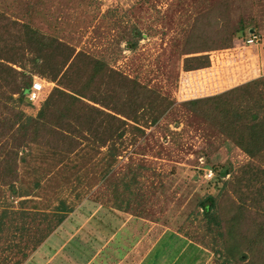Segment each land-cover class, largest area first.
Instances as JSON below:
<instances>
[{
	"label": "rangeland",
	"instance_id": "1",
	"mask_svg": "<svg viewBox=\"0 0 264 264\" xmlns=\"http://www.w3.org/2000/svg\"><path fill=\"white\" fill-rule=\"evenodd\" d=\"M24 1H31L48 13L47 23L38 14L32 20L33 25L47 34L67 40L76 50L103 57L108 67L115 70L114 76L119 72L146 85L149 88L146 91L151 90L156 103L154 108L145 105L138 107L137 111L134 101L130 103L132 107H124L123 114L130 117L126 119L136 128L128 126L126 134L110 143V151L101 146L93 153L84 139L76 153L60 160L59 154L43 156L36 149L43 147L40 144L47 145L45 137L40 138V144L33 143L35 153L39 154L35 157V176L40 174L38 181L41 185L30 186L31 193L26 197H12L11 187L7 185L1 186L0 190L3 188L6 199V204H2L8 205L9 209L38 207L30 216L8 215L6 224L9 227L5 226L0 240V264L18 262L22 257L21 250L32 253L35 246L28 241L40 238L47 230L39 213L56 212L55 206L60 201L72 205L86 195L103 197L112 205L121 203L133 215L152 219L158 223V229L153 226V232L169 227L193 243H200L198 263L222 264L221 259L214 257L211 247L222 250L224 244L213 243L214 237H218L216 227L207 225L198 204L206 193L217 192L213 190L214 182L209 179V171L204 165L223 163L230 166L233 173L238 166L252 159L261 170L255 175L264 181V151L250 157L216 127L223 124L220 119L203 116L198 111L210 106L209 103L203 100L195 105V110L188 107L186 99L215 95L251 79H264V0H95L93 6L85 5L86 0H83L85 3L82 0ZM221 1H226L232 8L231 15L229 7L222 10L221 26L229 24L239 28L244 22L247 27L241 36L234 35L229 49L182 53L183 46L186 47L200 30L201 25L195 24L197 15L207 11L213 20L217 14L215 5ZM16 5L17 0H12L2 7L9 13ZM110 18L116 21V27H111ZM212 28L214 32L207 33L211 39L206 43L215 44L223 37L220 33L221 37L217 38V24H212ZM250 31L259 34L257 42L245 41ZM132 41L135 42L133 47L127 46V42ZM44 81L42 99L55 86L51 79ZM118 81L111 78L109 82L114 87ZM111 96L117 98L116 93ZM239 102L240 98L235 100L233 107ZM39 103L27 102L22 109L27 114H35ZM155 116L158 118L153 120ZM110 152L113 157L108 155ZM25 170L29 169L20 163L19 172L24 176ZM231 177L229 173L225 180ZM17 185L20 187L21 184ZM28 185L25 183L24 186ZM250 191H254L253 185L244 180L237 182V186H227L218 194L220 197L226 195L222 204L225 210L222 229H230L233 233L238 230L241 215H237L230 205L237 201V195H248ZM262 192L263 187H259L254 207L245 209L243 221L245 224L247 216L254 217L264 234ZM35 194L43 197H35ZM21 234L24 236L20 237ZM9 242H16L20 249L17 247L11 253L2 251L1 247ZM25 244L29 246L25 248Z\"/></svg>",
	"mask_w": 264,
	"mask_h": 264
},
{
	"label": "trees",
	"instance_id": "2",
	"mask_svg": "<svg viewBox=\"0 0 264 264\" xmlns=\"http://www.w3.org/2000/svg\"><path fill=\"white\" fill-rule=\"evenodd\" d=\"M11 1L0 0V187L10 186L12 197H26L31 193L30 186H39L40 174L35 176V157L39 154L35 153L33 143H39L40 138L45 137L47 145L39 143L43 147L36 149L43 156L59 154L62 160L65 155L76 153L82 147L81 141L87 139L88 149L95 153L101 146L108 148L115 138L126 134L128 126L136 128L126 119L130 117L123 114L125 106H131L130 103L134 101L136 111L145 105L154 108L156 99L151 90L146 91L149 88L138 80L119 72L114 76L115 70L108 67L103 57L94 56L82 49L76 50L67 40L47 34L33 25L32 20L38 14L47 23L49 16L46 9L41 10L31 1L17 0V5L8 13L2 6ZM94 1L83 2L93 6ZM215 7L217 14L213 20L206 14L207 11L197 15L195 24L201 25L200 30L186 47L183 46L182 53L229 49L234 35L241 36L247 27L241 19L239 28L229 24L221 26L219 22L223 9L229 7L228 13L231 15L230 4L221 1ZM108 22L111 27H116V21L110 18ZM209 23L217 24V38L221 37L220 33L223 37L216 40L215 44L206 43L211 39L207 33L214 32ZM134 44L133 41L127 42L129 47ZM34 74L51 79L55 86L39 100L36 113L31 115L22 107L28 102L25 95ZM111 78L119 80L117 86L112 87L109 82ZM115 93L117 98H112L111 95ZM239 98L238 106L233 107ZM186 100L191 109H195V105L203 100L209 103L210 106L198 111L203 116L220 119L223 124H215L216 127L224 131L226 137L250 157H256L264 151V79H251L215 95L192 96ZM157 118L155 116L153 120ZM80 136L83 139L80 140ZM108 155L113 157L114 154L110 152ZM20 163L29 169L23 171L25 176L19 172ZM204 166L205 170L211 171L209 179L214 182L213 190L217 192L206 193L198 204L207 219V225L216 227L218 237H214L213 243L224 244L222 250L211 247L214 257L221 259L222 264H264V234L254 217L247 216L245 224L243 221L245 209L254 207L259 187L264 190V181L260 180L261 176L255 175V172L261 171L259 165L249 159L233 173L232 168L223 163L212 166L206 163ZM229 173L232 177L225 180ZM244 180L253 185L254 191L248 195L239 194L237 201L231 202L230 206L237 215H241L238 230L233 233L230 229H222L225 213L222 204L226 195L220 197L218 194L227 186H237V182ZM25 183L29 185L24 186ZM17 184H21L20 187H16ZM3 191L2 188L0 238L9 212H18L21 216L30 213L23 206H18V210L3 206L2 203L6 204ZM26 201H20V204ZM231 234H234L232 241Z\"/></svg>",
	"mask_w": 264,
	"mask_h": 264
},
{
	"label": "crops",
	"instance_id": "3",
	"mask_svg": "<svg viewBox=\"0 0 264 264\" xmlns=\"http://www.w3.org/2000/svg\"><path fill=\"white\" fill-rule=\"evenodd\" d=\"M37 207L23 206L29 216ZM55 207L56 212L39 213L47 230L40 238L28 241L34 250L31 254L21 250V258H28L15 264H193L198 259L200 243L169 227L153 232L158 223L133 215L121 203L112 205L103 197L86 195L72 205L60 201ZM6 221L4 229L9 227ZM17 247L20 249L16 242H9L1 250L11 253ZM197 259L196 264H200Z\"/></svg>",
	"mask_w": 264,
	"mask_h": 264
},
{
	"label": "built area",
	"instance_id": "4",
	"mask_svg": "<svg viewBox=\"0 0 264 264\" xmlns=\"http://www.w3.org/2000/svg\"><path fill=\"white\" fill-rule=\"evenodd\" d=\"M259 40V34L256 31H250L249 35L246 37L245 41L247 43L257 42ZM34 79H32L30 88L28 89L26 93V98L29 101H37L41 98L43 92H44V86L46 81H44L45 78H40L39 76H33ZM209 171V176L211 175V171Z\"/></svg>",
	"mask_w": 264,
	"mask_h": 264
},
{
	"label": "clouds",
	"instance_id": "5",
	"mask_svg": "<svg viewBox=\"0 0 264 264\" xmlns=\"http://www.w3.org/2000/svg\"><path fill=\"white\" fill-rule=\"evenodd\" d=\"M33 76H37V75H33ZM39 77H40V76H39ZM40 78H43V77H40ZM45 79H46V78H45ZM26 93H27V92H26ZM42 95H43V94H42ZM25 96H26V95H25ZM41 99H42V96H41V98H40L39 100H41ZM27 100H28V99H27ZM39 100H37V101H39ZM37 101H34V100H33L32 102H37ZM28 102H31V101L28 100Z\"/></svg>",
	"mask_w": 264,
	"mask_h": 264
}]
</instances>
